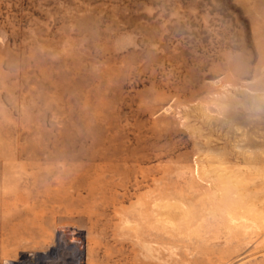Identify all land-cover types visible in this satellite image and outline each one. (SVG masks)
I'll return each mask as SVG.
<instances>
[{
	"label": "rangeland",
	"instance_id": "rangeland-1",
	"mask_svg": "<svg viewBox=\"0 0 264 264\" xmlns=\"http://www.w3.org/2000/svg\"><path fill=\"white\" fill-rule=\"evenodd\" d=\"M7 260L264 264V0H0Z\"/></svg>",
	"mask_w": 264,
	"mask_h": 264
},
{
	"label": "bare ground",
	"instance_id": "bare-ground-1",
	"mask_svg": "<svg viewBox=\"0 0 264 264\" xmlns=\"http://www.w3.org/2000/svg\"><path fill=\"white\" fill-rule=\"evenodd\" d=\"M67 232L66 231H64V230H60L59 232H58V234L56 235V237H54L53 238V246H51V249L52 250H50V251H47V252H44V253H38L37 254V256L38 257H40V256H42V257H48L49 255H50V253L52 254V252H58L59 251V249H61L62 247L64 248V246L67 244V240H66V234ZM72 234H73V232H72ZM78 234V233H77ZM79 235V234H78ZM77 236V235H76ZM76 240V239H75ZM80 240V239H79ZM80 242V241H79ZM72 244V243H71ZM69 245V244H68ZM76 246V245H75ZM61 247V248H60ZM83 247V246H82ZM81 247V248H82ZM80 248V249H81ZM65 249H66V247H65ZM55 254V253H54ZM52 256V255H51ZM37 258V257H36ZM43 263H41V264H46V262H44V261H42ZM78 261H76V264H78L77 263ZM6 264H26L27 262L24 260V261H19V262H17V261H14V260H7L6 262H5ZM50 263V262H49ZM48 263V264H49ZM51 264H53V263H51ZM75 264V263H74Z\"/></svg>",
	"mask_w": 264,
	"mask_h": 264
}]
</instances>
